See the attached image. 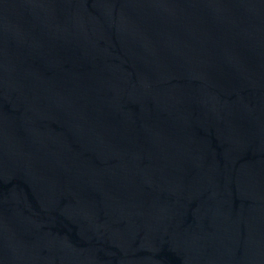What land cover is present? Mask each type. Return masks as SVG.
Segmentation results:
<instances>
[{
  "label": "water",
  "instance_id": "water-1",
  "mask_svg": "<svg viewBox=\"0 0 264 264\" xmlns=\"http://www.w3.org/2000/svg\"><path fill=\"white\" fill-rule=\"evenodd\" d=\"M0 264H264V0H0Z\"/></svg>",
  "mask_w": 264,
  "mask_h": 264
}]
</instances>
